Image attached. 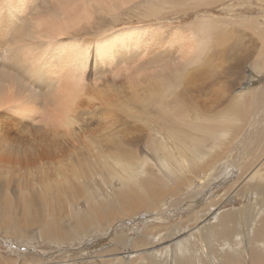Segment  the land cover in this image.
I'll return each mask as SVG.
<instances>
[{
  "label": "rangeland",
  "instance_id": "374dc122",
  "mask_svg": "<svg viewBox=\"0 0 264 264\" xmlns=\"http://www.w3.org/2000/svg\"><path fill=\"white\" fill-rule=\"evenodd\" d=\"M0 1L2 2L3 0ZM57 1L58 0H30L29 10L27 11L26 14H24L20 24L25 23L26 20L31 23H33L34 20L36 21L37 18L35 17L34 19V17H32L33 16L32 13L35 14L36 12L47 10V16L51 15V12L52 13L55 12V10L58 9L60 6L59 2L56 3ZM63 1L64 0H62V2ZM66 1L67 0H65L64 2ZM69 1L74 2L73 0H69ZM76 1L78 3H81V1L83 0H76ZM41 6H45V8L41 9L40 8ZM151 10L155 12V18L148 17L149 12ZM5 11L4 10L1 11L2 17L6 16L7 12ZM99 14L101 15V13L96 14V18L100 16ZM144 14L148 18L144 17ZM31 18L34 20H32ZM105 18L110 22H112L106 24L107 25V27L105 28L106 30L108 29L113 30L117 27L120 28L123 26L136 27V26H151L155 24L156 26L164 27L163 29L167 31L170 28L169 30L170 32L175 28H179V27L182 29L186 28L187 31L192 32L193 34L196 33L197 25L202 21H204L203 19H205V22H202L201 24L202 25L208 24L209 28L206 27V29H210L211 27H213L207 32L208 33L207 35H209V40L211 39V37H213L212 41H208L209 42L208 45H210L209 46L210 48L209 49L208 47L206 48L207 52L206 51L204 52L205 56L203 54L199 55V56H204L200 60H202V62L204 60V62L201 64L205 63V65L198 66L200 64L196 65V63L193 65V62L191 65L190 63H185L179 59L180 55L177 54L175 55V53L173 54V51H168L166 48H164V46H166L165 43L168 36L167 33H169L167 31H164L166 34L163 36L164 40L160 41V47L149 49L148 51L144 52L145 54L143 53L142 56L141 53L133 52L135 54L133 53L129 54L128 59L124 63L118 62L115 63L114 66H112L111 68L108 69L103 68V70L102 69L99 70V73L98 74L96 73V77L100 76L99 78L100 79L102 78L101 79L102 82L109 79V77H112L111 75L113 74L109 73L112 70L117 71L115 73L123 75L122 73H120V71L129 69L130 71L127 73V75L130 80L129 76L131 74L132 77L136 75H138L139 77V74L142 73H143L142 76H144L145 68H148L147 66L149 64L157 62L159 61L157 59H160V69L163 68L162 66H165L164 69L166 70L167 67V71H166L167 73L175 75L174 73L176 72H181V73L185 72L184 74L182 73L183 75H181V73L180 74L176 73L177 76H179V78H182V80H180L177 78V76L168 75L167 73H165V71L160 70V72L162 73L164 72L166 76L168 75V77H166L163 73L162 75L165 78L163 77L162 79L160 78L162 81L166 83L165 84L161 81H160L161 83H159L160 85L163 84L162 86H160V90L162 91V92L160 91V97L154 98L152 100L148 99V97H145L147 96L148 91L150 89L146 90L144 95H141L143 97L134 96L135 98H144L145 101L144 103L147 106V107L145 106L146 108L142 109L147 113L142 112L141 109H138V111L135 110L136 112L135 111L133 112L135 115L139 113V115L142 116L141 117L139 115L138 116L136 115L137 118H141L143 120H149L150 118V120L154 119L156 121L158 118H160V122L158 123L159 126H156V128L158 127L157 129H159L160 132L162 133L160 134L162 137L160 138L159 143H155L156 146L152 143V141H154L153 135L152 133L149 132L150 126L146 122L141 121L139 122L140 124L139 123L134 124L135 126L138 125V131L134 134L135 137L134 143L137 144V146L136 149L133 150V155L135 156L132 157L133 156L132 155L127 158V165L129 166L127 167L128 169L127 170H125L124 168H123L124 170L116 169L115 171L111 167L113 166L112 162L108 160L106 167V159L102 160L101 162L98 161L99 165L97 164L95 167L89 166L86 169H81V171L83 170L84 173L88 171L90 176L81 181V184L83 185L81 192H83L84 195L80 192L77 194V197L76 196L74 197L75 199L73 198V200L68 199L66 196L62 194H58L56 190L58 188L57 183L52 178L51 183L53 182L52 183L53 185L51 187L50 185L48 187L47 186L45 187L44 184H40L42 186H37L36 182L35 184H33L30 181L32 194L34 193L37 194L38 196L43 195L44 197L47 195L46 194V192H48L47 188H49L50 190L52 189L51 193L54 195H50L49 197L46 196L47 198L40 199L41 202L38 200L37 205L36 204L28 205L27 202L23 200V196L21 198L22 200L20 199L21 195L19 193V185L17 183L13 182L9 187H5V180L1 181L0 195L2 193L7 195L8 193L7 196L10 197L9 198L10 201H7L5 199V196H2L3 205L0 208V264H60V263L63 264V260H69V258L71 257V254L69 255L67 253L68 251L71 250H74L73 253H75V250L78 251L77 255L79 257L78 256L76 257L80 258L81 255L82 259L85 260L86 262L90 263L92 260H95L97 264H101L100 262L103 256L106 257L105 258L106 262L113 264L115 260L120 259L122 257L118 253L124 250V252L128 254V257L133 256L135 253L136 255H134L133 262L134 264L135 263L139 264L137 263L136 259L138 253L142 254L141 253L142 250H140V245H138L136 252H134L133 249L131 248H129L130 250H127L126 245H129L130 247L129 241L127 242L126 245L117 246L115 242L117 236L126 234L127 236L125 235V237L129 236V239L134 238L135 241L141 238H146L145 236H148L151 238L148 240L149 243L157 244L159 242L158 239L159 236L149 232V230L155 226H158V228L162 233L170 232L173 230L177 232H186V231L191 232L193 230L200 231L201 227L202 228L206 227L207 222L210 223V220H207L205 222V220H203L202 217L207 213L211 215L212 214V212H210L211 209H214L215 206L221 200H223L225 196H226L225 198L228 199L229 201L228 203H226L227 204L226 206H222L220 208V212L228 211L233 213V211L237 212L241 209H244L242 211L243 215L240 214L236 215L237 218L236 221L234 222V227L236 228L235 229L236 231L238 230L237 228H239L238 226H241L246 221L249 222L253 220L254 215L250 216L251 214H255L258 210H261V208L263 209L264 207L261 206L263 205V203L261 204V200L256 195V193L251 191V189L255 185L257 184L262 185V181L255 182V179L254 180L250 179L258 170L264 168V166L261 167L260 169L258 168L260 164L257 163V157L254 155V153L257 151V146L261 144L259 143L258 139H261V137L264 134V131L263 133H259L260 129L257 128L255 131L257 133L253 134L252 140H246V142L248 141L247 143L249 142L252 143L251 145L253 149L252 154L250 152H247L245 149L242 150L241 148V146L244 147L242 141L247 138L246 136H248L250 132L254 131L253 129L256 122L262 119L261 117L259 118L258 116H260V114L262 113L263 106L261 105V103L263 102L261 101H264V0H137L136 2L132 3V5L126 7L124 11L120 13L118 12V16L115 17L113 21L111 17H109L108 15H106ZM198 18L199 20H197ZM206 19L209 21H207ZM157 21L159 22L157 23ZM5 22L2 25H0V28L8 29L14 27V25L12 26V23L9 22L7 19L5 20ZM118 22L120 25L117 24ZM198 29H201V26H199ZM198 29L197 31L199 32V34L198 33L196 34H198V36H200L201 34L202 35L201 37L206 38L205 34L203 32H200V30ZM211 31L214 33L212 34ZM10 34L11 37H13V34L12 33ZM4 42L5 41H2L0 39V43H2L0 44L1 46L0 57L2 55L7 56L5 53L7 52L8 48L9 49H12L14 47L19 48L23 45L20 42L13 45H11L12 43H8L11 45L10 47H8L7 46L8 44L5 43L6 46L3 44ZM28 43L32 44L33 49H35L38 46V43L33 40L28 41ZM236 43L240 44L242 47L237 52H234L233 46ZM3 47L5 49L8 47L6 49V52L3 51L4 49ZM37 52L38 51H35V53ZM141 59H143V61ZM2 62L3 60L0 58L1 66H2L1 64ZM209 63L211 64V67H207ZM222 63L224 66L222 65ZM178 64H180L181 66ZM188 64L190 66H188ZM191 66L192 69L190 70L189 68ZM202 66H206V67H203L202 68L203 70H201ZM36 68L34 71V67H33L30 75H36L35 74ZM139 69L140 71L141 70L143 71L140 72L138 71ZM170 69H172L173 71L171 70L170 72ZM28 70L30 71V69ZM208 70H210L209 75H207ZM29 71H27V73H29ZM131 71H133L136 75ZM24 73L25 72L22 73V71L21 73H19L20 74V80H18L19 83L22 84L24 79L26 78L25 79L26 82L29 83L30 81L31 84L29 83V85H33L31 88L36 90L35 91L36 93L38 91L40 93L38 92L37 94H33L35 93L33 92L34 90L32 89L33 90L32 91L29 88L30 86L26 84L27 86H29L27 92L30 89L31 91L30 93L33 94L35 98L37 97L36 95L38 94L44 95L41 87L39 88V86L36 85L33 82V80L26 77L27 76L26 74L25 76L22 75ZM87 74L90 75L87 76L88 79H91L95 75V73L93 75L92 71L87 72ZM202 74H204V77ZM121 75L120 77H118L117 75V77H114L113 80L117 81L120 79H124L123 77L124 75L123 76ZM132 77L131 79H134L136 83L146 80V79L141 80L140 78H138L140 80L137 81L136 77L134 78ZM169 77H173V79L170 78L169 80ZM166 78L168 79L165 81L164 79ZM183 79H186L187 82L183 81ZM146 81L148 82L149 80ZM146 81L142 82L144 83V86L147 85ZM172 81H175V85L174 82ZM180 81L186 83H182ZM129 82H132V84H134L133 80L132 81L130 80ZM170 82H172L171 84H173L172 85L173 87L170 85ZM142 83H140L139 85H142ZM151 84L154 85V88L159 86L157 82L154 83V81L151 82ZM155 84H157V86H155ZM177 85L178 86L186 85V86H182L180 88V86L177 87ZM186 87L188 88V92L186 96L188 100L185 102V107L186 109H188L187 116L188 118H191L192 123L193 121L194 123L196 122L195 124L197 125V127L200 128L197 130H201L200 132L194 130L195 132L193 131V134L197 135L199 139H203L205 143L208 141V144H210V146L207 148L206 144L204 143L203 144L204 146L202 148L203 151L200 148V151H202L201 153L206 154L205 159L201 162V164H196L197 166H191V164H188V166L190 165L191 168H189L190 166L189 167L186 166L185 169L183 168L184 170L181 169L182 170L181 174L178 173L177 176L175 177V175H170L164 170V166L162 165V160L160 159L165 158V155L169 156L170 154L168 153L170 151H166L163 147H161L160 142L164 140V142L167 143L168 145L172 143L173 148H177L174 141H170L173 139L172 136L169 134L168 129H170L169 126L172 125L171 123H173L174 121L173 119L177 118V110H179L177 108L179 107L177 102L181 104L179 99L177 98L178 95L177 93H180L181 92L180 89L183 88L182 90H184ZM16 89H17L16 91H18L19 94L20 91L19 88ZM24 89L25 88H23V90ZM163 89H166V92H163L164 91ZM173 89L174 90L176 89L177 91H174ZM198 90L199 92L196 93V91ZM24 91L23 93L20 92V94H23V96H25L26 98L27 94L26 91L25 92ZM173 93L176 94L174 95ZM258 93L260 94V97L257 96ZM39 95L38 98H36V100L39 99L40 97L41 98L43 97V99L40 100V102L34 100L33 97L32 99L29 100V102L28 100L25 101L24 97H23L24 99H22L21 101L27 102L25 104L30 105L31 108L29 109H33L31 111H36L37 110L36 108L40 105L38 109H40V113H41L42 111H44L42 110L44 108L41 107H45L44 103L46 101L45 100L46 97ZM167 95H171L169 97L172 98H169ZM241 95H244L245 99L241 98L242 99L241 100L239 98ZM249 95L251 96L253 95V96L250 97ZM105 96L106 95L103 96V94H101V97L98 99V102H100V99H103V102L106 99L108 100V97L106 96L107 98L105 99ZM175 99H178V101ZM172 100L176 101L175 105H172L173 104ZM30 101L31 102L35 101L37 102V104L33 102L34 103L33 105V103H31ZM96 101L94 102L96 103ZM98 102L96 104H98ZM14 103L15 105H19L18 103L16 104V102ZM41 103H43V105ZM12 104L13 103H11L10 105L13 106ZM31 105L33 106V108ZM114 105L116 106V109L117 107H119V105L117 104ZM176 105L177 107H175ZM158 106L160 108H158ZM173 107H175L176 109ZM153 108L156 111L155 110L151 111ZM168 108L171 109L168 110ZM159 109H160V114L158 113ZM6 110L8 112H6ZM149 110L151 112H148ZM140 111L142 113H140ZM169 111L171 112L169 114L170 116H168ZM200 111L202 113L205 111L203 115L204 116L206 115L207 118H203L202 114L198 113ZM234 111L238 113L235 114ZM117 112H119L117 113L118 115H120L122 118H125L126 115L124 113L120 111ZM153 112L154 113L156 112L157 114L156 113L154 114ZM12 113L15 114L13 111H9L6 108H4V110L3 108L0 110V119H1L0 131L1 132L6 131V129L9 126L8 129L12 130V131L10 130V132L14 133L12 135L13 139L19 141L21 138H24L25 134L23 133V131L19 130L18 127L19 123H17L18 125L10 123L12 119H16L17 122H20L18 121L19 119L18 115L15 114L17 116L14 115L12 116L11 115ZM143 114H145L146 117L149 116V118L144 117ZM146 114L149 115L147 116ZM161 115H163V117ZM198 115H200L201 117H197ZM40 117L41 116L39 115L38 117L35 118H40ZM2 119L4 121L6 119V121L2 122ZM7 121L8 124H6ZM176 126L177 124H174V127ZM1 127H4V130ZM14 128L16 129L18 128L17 131ZM15 131L21 133H15ZM220 131H223L224 134L220 135ZM206 132L210 136L208 134H205ZM146 134H150V135H146ZM201 134L202 136H199ZM28 135L30 136V134ZM145 135L146 137L144 138H146L147 140L143 142L140 140V137L142 138V136ZM211 135L213 139H211ZM214 135L219 136L217 140H215ZM28 137L26 140L28 139L31 140V138H33L31 136H30L31 138ZM211 147L213 148L211 149ZM175 153H178V151L176 150ZM179 154L177 156L178 160L182 162L183 158L181 157V154L180 155ZM236 159L237 160L242 159L243 161L242 160H241L242 162H240L239 160L236 161ZM54 162L55 164H58V162L55 159L49 162L48 165H51ZM242 165L243 167H241ZM30 172L31 169L24 170L21 168H15L8 170L5 174L14 177H21L23 175H28V177L30 178L29 176ZM128 172L130 174H128ZM262 173H264V171ZM48 174L52 176L50 171ZM73 176L77 177L76 174L74 175L71 174L72 177L71 178L69 174L66 177V179L70 178L73 181L69 179V182L76 183L79 185L80 180H76L78 181L76 182ZM64 180L61 181L63 182ZM49 183L50 182H47L45 184H49ZM235 183L239 185V190L241 194L246 195L245 197H241V196L232 197L228 193V191L233 187V185L234 186L236 185ZM168 184L170 186H168ZM189 185L191 188L189 187ZM37 188H39L40 190ZM121 191L123 192L122 193L123 195L120 193ZM57 195L59 196L60 200L62 201L66 200V202H64L65 204H62L59 201L54 203L55 199L57 200L56 198ZM63 197L64 199H62ZM100 198L103 200H101ZM96 199L98 200L96 201ZM25 203L27 204V206H25ZM50 203L52 204L51 205L53 208L52 210ZM58 203H60L61 205ZM202 207H204V209ZM8 208L10 209L7 210ZM252 208L254 211L252 210ZM11 209L14 212L10 211ZM57 209L60 210L58 211ZM50 210L53 213L50 212ZM29 212L30 214H28ZM59 213L62 214L60 215ZM160 216L164 218L162 217L160 218ZM53 219L57 221L58 226L62 230L64 238L67 235L65 239H63L60 242L58 241V243L56 240L47 238L43 234L44 229L47 228V225L49 226L51 224L50 222ZM238 221H240L239 222L240 225L237 226L235 224ZM18 222H20L22 226L20 225L17 226L16 224ZM18 227H20L21 232L19 233L18 237H16L15 235H12V229L16 230V228ZM245 227L246 226H244L243 229ZM240 230L241 227L239 228V232H241ZM172 245L175 244L172 243ZM156 246H160V244ZM175 248L176 247L174 246L173 249ZM111 251H113V253ZM117 251L118 253H116ZM240 251L243 255L242 254L239 255L238 253V255L240 256V257L238 256L239 262L241 264H245V263L253 264V258L250 257L247 253L249 250H247L245 247H241ZM225 252H229V249L225 248ZM106 253L108 254L105 255ZM145 253H146L145 254L146 260L148 258L147 261L150 262L149 264H176L174 260L170 259L171 257L164 256L162 252L160 253L154 252L156 256L152 254L153 253L152 246L146 248ZM150 254L153 256H150ZM203 255H204V261L205 260L207 261L206 264H215L214 262L211 261L212 260L211 256L205 253H203ZM107 256L109 258H107ZM96 258L98 259L96 260ZM149 258L150 259L153 258V259L150 260ZM166 259H168L169 262ZM255 259L258 261V258ZM156 260L158 261V263ZM190 262L191 263L188 264H197L193 260H190ZM258 264H263V263H261L259 260Z\"/></svg>",
  "mask_w": 264,
  "mask_h": 264
},
{
  "label": "bare ground",
  "instance_id": "6f19581e",
  "mask_svg": "<svg viewBox=\"0 0 264 264\" xmlns=\"http://www.w3.org/2000/svg\"><path fill=\"white\" fill-rule=\"evenodd\" d=\"M64 1L62 2V0L60 1L58 0L56 2V3L59 2L60 6L58 9L55 10V12L53 13L51 12V15L47 16V10L39 11V12H36L35 14L32 13L33 15L32 17H34V19L36 17L37 20L35 21L34 19L31 18L32 20H34L33 23L28 22L26 20V22L22 24H20V22L22 21L24 14H26L27 11L29 10L30 0H3L2 2L0 1V16H1L0 25H2L6 19L12 23V26L14 25V27H11L8 29L0 28V39L2 41H5L3 43L4 45L5 43L6 44L12 43L11 45H13L19 42L23 44L19 48L14 47L12 49L8 48L11 46L10 44H8L7 45L8 49L6 48L8 54L6 52V49L3 47L4 48L3 51L6 52L5 54L7 56L2 55L0 57L3 60V62L1 63L2 66L0 65L1 66L0 67L1 68V71H0V104L1 105L0 106L3 108V110L4 108H6L9 111H13L15 114L18 115L19 117L18 121L20 122H17L16 119H12V120L10 119L11 122L9 120L8 121L16 125H18L17 123H19L18 125L19 130L23 131V133L25 134L24 138L20 137L21 139L17 141L13 139L12 135L14 133L10 132L11 129H8L9 128L8 125H6L8 126L6 131L4 132L0 131L1 132L0 133V182L5 180V187H9L13 182L17 183L19 185V193L21 195L20 199L23 196V200L26 201L28 205H32V204L37 205L38 200L40 201V199L47 198L46 196L49 197L50 195H54L51 193L52 189L50 190L49 188H47L48 192H46L47 195L44 197L43 195L38 196L37 194H34V193L32 194L30 181L33 184H35L36 182L37 186H42L40 184H44L45 187L46 186L48 187L49 185L51 187L53 185L52 184L53 182L51 183V179L53 178V180L56 181L57 186H58V188L56 187L58 194H62L66 196L68 199L73 200V198L75 196L77 197V194L82 191L83 185L81 184V181L90 176L88 171L84 173L83 170L81 171V169H86L89 166L95 167L98 164V161L101 162L102 160L106 159V167H107V160H108L112 162L113 166L111 167L113 168V170L116 171V169H123V168L127 170L128 169L127 167H129L127 165V158L133 155V150H135L137 146V144L134 143V140H135L134 134L138 131V125L135 126L134 124L144 121L150 126L149 132L152 133L153 135L154 141H152V143L155 146H156L155 143H159L160 138L162 137L160 135L162 133L160 132L159 129H157L158 127L156 128V126H159L158 123L160 122V118H158L157 121L154 119H151L152 120L151 121L148 116L149 114L148 115L146 114L148 117H146L145 114H143L144 117L149 118V120H143L141 118L136 117V115L138 116L139 113H137L136 115L133 113L135 110L138 111V109H141L142 112H146L142 110L147 107L146 104L144 103L145 102L144 98H135L139 96L143 97L141 95H144L146 90L150 89L148 91L147 96H145V97H148V99L152 100L154 98L160 97V91H161L160 86H162L163 84L160 85L159 83L161 82L165 83L164 81L161 80L163 77L162 74L164 72L162 73L160 72V70L161 71L163 70L165 71V73H167L166 72L167 67L165 70L164 69L165 66H162V64L161 66L163 68L161 67L162 69H160V59H157L159 60L157 62L149 64L147 66L148 68H145L144 76H142L143 75L142 73V74H139V77H138V75H136L133 71H131L136 75L134 77L137 78L136 79L137 81H139L140 79L141 80L146 79L151 82L154 81V83L157 82V84L159 85L157 86V84H155V86H157L158 88L157 87L154 88V85L151 84V82L149 81L147 82L146 80H144L147 82L146 86H144V83H142L144 81L136 83L134 79H131L132 77V74H131L129 77L131 81L132 80L134 81V84H132V82H129L130 80L127 75V73L130 71L129 69L120 71V73H122L124 76L121 74L115 73L117 72L115 70L110 71L109 73L113 74L111 75L112 77H109V79H107L104 82H102L101 80L102 78L101 79L99 78L100 76L96 77V73L98 74L99 70L101 69L103 70V68L105 69L111 68L112 66H114L115 63H118V62L124 63L128 59L129 54L133 52L141 53V56H142V54L148 51L149 49L160 47V41L164 40L163 36L166 34L164 31H167V30H164L163 29L164 27L156 26L155 24L151 26H136V27L123 26L120 28L117 27L113 30L105 29L107 27L106 24L112 23L105 18L106 15L111 17L113 21V19L118 16V12L120 13L124 11L126 7H128L129 5H132V3L136 2L137 0H83L81 1V3H78L76 0H73L74 2H70L69 0H67L66 2ZM40 8L43 9L45 8V6H41ZM3 10L4 11L6 10L5 12H7L6 16L4 17H2V14H1V11ZM97 13H101V15L99 14L100 16L96 18ZM144 17L155 18V12L151 10L149 12L148 17L145 14H144ZM197 20H199V18ZM203 20L204 21L202 22H205V19ZM158 22L159 21H157V23ZM201 23L198 24L199 26H201V29H198L199 26L197 25L196 33L199 34V32L197 31L198 29L200 30V32H203L205 34L206 38L201 37L202 36L201 34L200 36H198V34L196 33L193 34L192 32L187 31L186 28L185 29H182L180 27L175 28L171 32L169 31L170 30L169 28L167 31L169 33H167L168 36H167L166 43H165L166 46H164V48H166L168 51H173V54L175 53V55L176 54L180 55L179 59L185 63H190L191 65L193 62V65L195 63L196 65L200 64L198 66L205 65V63L201 64L204 62V60L202 62V60L200 59L205 56L204 52L207 50L206 48L207 47L208 49L210 48L209 47L210 45H208L209 43L208 41H212L213 37H211L210 35L211 39L209 40V35H207L208 34L207 32L213 27H211L210 29H206V27L209 28L208 24L202 25ZM117 24H119V22ZM10 33L13 34V37H11ZM213 33L214 32H212V34ZM30 40H33L38 43V46L35 49L32 48V44L28 43V41ZM233 47H234L233 51L237 52L242 46L236 43L234 44ZM35 51H38V52L35 53ZM202 54L204 56H199ZM129 59H132V58H129ZM141 60L143 61V59ZM209 61H206V62H209ZM190 65L188 64V66ZM209 65L207 67H211L210 63ZM33 67H34V71L36 68V73H35L36 75H30ZM203 67H206V66H202L201 70H203L202 69ZM13 69L16 71H14ZM28 69H30V71ZM189 69L191 70L192 66ZM171 70L172 69H170V72ZM21 71L22 73L25 72L22 75L25 76L26 74L27 75L26 77L33 80V82L36 85H38L39 88L41 87L44 95L42 94L40 95L38 94V95L46 97L45 98L46 101L44 103L45 107H41V108H44L42 109L44 111H42L41 113H40V109H38L40 105L36 108L37 109L36 111H31L33 109H29L31 108L30 105L25 104L27 103L25 101L28 100L29 102V100L32 99V97L34 100H36V98H38V95H36L37 97L35 98L33 94H37L39 91L37 90L38 92L36 93L35 92L36 90L31 88L33 85H29L30 81L28 80L29 83H27L25 80L26 79L25 77H24L25 79L23 83L22 84L19 83L18 81L20 80L19 73H21ZM27 71H29V73H27ZM91 71L93 72V75L94 73L95 75L94 77L91 76L92 77V78L90 77L91 79H88L87 76H90V75H88L87 72H91ZM138 71H140V69ZM142 71L143 70H141L140 72ZM209 71L210 70H208V74L206 73L207 75H209ZM165 73L164 75L166 76ZM176 73L180 74L181 72H176ZM176 73H174L175 75L170 74V73H167V74L177 76ZM182 73L181 75H183L185 72L183 74ZM117 75L118 77H120V75L123 76L124 79H120L117 81L113 80V78L117 77ZM168 75L166 77H168ZM202 75L204 77V74ZM15 76L17 77V79ZM170 78L173 79V77H169V80ZM177 78L182 80V78H179V76H177ZM167 79L168 78L164 80L166 81ZM183 81L187 82L186 79H183ZM183 81H180V82L186 83ZM172 82H174V85H175V81H172ZM172 82H170L171 86L173 85L171 84ZM140 83H142V85H139ZM26 84H28L30 87L27 86ZM25 85L27 86V88ZM179 86L177 85V87ZM182 86H186V85H181L180 88ZM28 87L31 90L33 89L34 91L33 90L32 91L35 93L31 94L30 89L28 90L29 92L28 93L27 92ZM16 88H19L20 90L19 94L23 90V88H25L24 90L26 91L27 97L25 98L23 94L19 95L18 91H16L17 90ZM166 89H163L164 90L163 92H166ZM176 89L175 90L173 89V90L177 91ZM182 89H180L181 92L179 90L180 93H177L178 94L177 98L179 99L181 103L179 104V102H177L179 107H177V105L175 106L179 109L177 110V118H174L173 119L174 121L172 120L174 124H177V126L174 127V124L171 123L172 125L169 126L170 129H168V132L172 136V139H173L170 141H174L177 148H173L172 143H170L171 144V147H170V144L168 145L167 143L164 142V140L160 142L161 147H163L166 151H170L168 153L170 154L169 156L165 155V158L160 159L162 160V165L164 166V170L170 175H175V177L177 176L178 173L181 174L182 170H184L185 167L188 166V164H191V166H197L196 164H201V162L205 159V156H206L205 153H201L203 151L202 149L204 146L203 144L205 143L204 140L199 139L197 135L193 134L194 130H197L200 128L197 127V125L195 124L196 122L194 123L193 121L194 123L193 124L191 121V118H188L187 116L188 109H186L185 107V102L188 100V98L186 97L188 88L186 87L184 90ZM23 91L21 93H23ZM197 92H199V90L196 91V93ZM101 94H103V96L106 95L108 97V100L106 99L107 97L105 96L106 100L104 102H103V99H100V102H98V99L101 97ZM173 94L175 95L176 93H173ZM171 95H167V96L169 97ZM249 96L252 97L253 95L252 96L249 95ZM257 96L260 97V94L258 93ZM169 98H172V97H169ZM239 98L245 99V96L241 95ZM22 99H24L25 101L22 102L21 101ZM42 99L43 97L42 98L40 97L36 101L40 102V100ZM178 99H175V100L178 101ZM94 101H96V103L98 102V104H96ZM14 102H16V104L18 103L19 105H15ZM33 102L37 104V102L35 101ZM172 102L173 104L171 102L170 103L172 105H175L176 101L172 100ZM261 102H263L261 103L263 108H262V113L258 117L259 118L261 117L262 119L256 122L254 129H253L254 131L250 132L249 135L246 136L247 138L242 141L243 142L242 144L244 145V147L241 146L242 150L245 149L247 152H250L251 154L253 152V149L251 147L252 143L251 142L247 143L248 141L246 142V140H252L253 134L257 133L255 132L257 128L260 129L259 130L260 132L258 131L259 133H263L264 131V101H261ZM9 103L10 104L13 103L12 104L13 106H11ZM20 104L22 105V107ZM41 104L43 105V103ZM114 104L119 105V107H117L116 109V106ZM1 107H0V110L2 109ZM158 108L160 107L158 106ZM169 109L171 108H168V110ZM153 110L155 109L153 108L151 111ZM117 111L124 113L126 115L125 118H122L120 115H118L117 113L119 112ZM141 111L140 113H142ZM151 111L149 110L148 112H151ZM6 112L8 111L6 110ZM153 113H150V114H153ZM158 113L160 114V109ZM170 113L171 112L169 111L168 116H170L169 115ZM198 113L202 114L203 118H207L206 115L204 116L201 111ZM236 113L238 112H235V114ZM15 114L12 113L11 115L17 116ZM39 115L41 116L40 118H35V117H38ZM161 116L163 117V115ZM197 117H201V116L198 115ZM3 121L4 120L2 119V122ZM8 121L6 124H8ZM1 128L4 130V127H1ZM185 128L188 130H186ZM16 131L15 133H21V132H16ZM197 131L200 132L201 130H197ZM28 134H30V136L33 138H31ZM205 134H208V133L206 132ZM221 134L223 135L224 132L220 131V135ZM146 135H150V134H146ZM146 135L142 136V138L140 137V140L143 142L146 141L147 139L144 138L146 137ZM199 136H202V134ZM214 136H215L214 137L215 140H217V138L219 137L218 135L217 136L214 135ZM27 137L31 138V140L29 139L26 140ZM211 139H213L212 135H211ZM258 140H259V143L261 144L257 146V151L254 153V155L257 157V163L260 164L258 168L260 169L261 167L264 166L263 164L264 162V134L261 137V139H258ZM205 144L207 148L210 146V144H208V141ZM200 148L202 149V151H200ZM212 148L213 147H211V149ZM176 150L178 151V153H175ZM179 153L181 154V157L183 158L182 162L178 160L177 156ZM134 156L135 155H133L132 157ZM55 159L58 162V164H55L54 162L53 164L48 165L49 162ZM238 160L236 159V161ZM241 160L239 161L242 162L243 160L242 161ZM191 166L189 168H191ZM241 167H243V165ZM15 168H21L24 170L31 169V172L29 174L30 178L28 177V175H23L21 177H14V176L5 174L8 170L15 169ZM49 171L51 172L52 176L48 174ZM263 171H264V168L261 170H258L250 178L251 180L255 179V182L262 181V185L257 184L251 189V191L255 192L256 195L260 198L261 204L263 203V205L261 206H264V173H262ZM129 172L128 174H130ZM69 174H70V177H71V174L77 175V177L73 176V178H75L74 179L75 181L80 180L79 185L76 183L69 182L70 178L66 179V177ZM61 180H64V181L62 182ZM47 182H50V183L45 184ZM236 185L235 186L233 185V187L228 191V193L232 197L233 196L245 197L246 195L241 194L239 190V185L238 186ZM168 186L170 185L168 184ZM81 193L83 194V192ZM120 193L122 194L123 192L121 191ZM7 195L3 193L0 195V199H1L0 208L3 205L2 196H5V199L7 201H10L9 200L10 197H8ZM225 197L215 206L214 209H211L210 211L212 212L211 215L207 213L202 217V219L205 220V222L207 220H210V223L207 222L206 227L204 228L201 227L200 231L193 230L194 232L193 231L177 232L173 230L170 232L162 233L160 229L158 228V226H155V227H152L149 230V232L154 233L155 235L159 236L158 237L159 242L157 244L149 243L148 240L151 238L148 236H145L147 239L141 238L135 241L134 238L129 239V236L125 237L126 234L117 236L115 242L117 246L119 245L121 246V245H126L127 242L129 241L130 247L129 245H126V249L130 250L129 248H131L133 249L134 252L137 251V247L138 245H140V250H142L141 251L142 254L138 253V256L136 259L137 263L139 264H149L150 263L147 261L148 258L146 260V257H145V254H146L145 250L146 248L150 246H152L153 248L152 254H154V252H158V253L162 252L164 256L171 257L170 259L174 260L176 264H188V263H191L190 260L195 261V263L197 264H206L207 261L206 260L204 261L203 253L211 256L212 257L211 261L214 262L215 264L216 263L217 264H241L239 262V257H240L239 255L242 254L240 249L241 247H245L247 250H249L247 252L248 255L253 258V264H258L259 260L261 263L264 264V207L263 209L261 208V210H258L255 214L250 213L251 214L250 216L254 215V218L252 221L248 222L244 219L246 222L243 223L241 226H238L240 225L239 223L240 221H238L235 225H237L239 228L241 227V230H240L241 232H239V228H237L238 229L237 231L235 230L236 228L234 227V222L236 221L237 214L243 215L242 211L244 209H241L237 212L233 211V213L228 212V211L220 212V208L222 206H226L227 205L226 203H228L229 201ZM56 198L57 200L55 199L54 203L59 201L62 204H65L64 202H66V200H63V201L60 200L58 195L56 196ZM62 199H64V197ZM97 200L98 199H96V201ZM27 204L25 203V206H27ZM51 205L52 204L50 203V206ZM19 207H20V204H19ZM202 208L204 209V207ZM9 209L10 208H8L7 210ZM52 209L53 208L51 206V210ZM51 210L50 212H52ZM57 210L59 211L60 209H57ZM10 211L14 212L12 209ZM28 214H30V212ZM59 214L61 215L62 213H59ZM161 217L162 216H160V218ZM50 223H49L50 224L49 226L46 224L47 228L44 229L43 234L45 235V237L56 240L57 243L58 241L60 242L63 239H65L67 235L64 238L62 230L58 226L57 221L53 219ZM16 225L22 226L20 222H18ZM244 226L246 227L243 229ZM20 232H21L20 227L16 228V230L12 229V235H15L16 237H18ZM21 238H22V235H21ZM172 243H174L175 245H172ZM158 244H160V246H156ZM174 246L176 247L175 249H173ZM225 248H228L229 252H225ZM73 251L74 250L67 252L69 255L71 254V257L69 256L70 257L69 260H63V264H97L95 260H92L90 263L86 262L85 260L82 259L81 255H80V258H78L79 257L77 255L78 251L75 250V253H73ZM111 252L113 253V251ZM116 253H118V251ZM107 254L108 253H106L105 255ZM118 254H120L122 257L120 259L115 260L113 264H126V263L134 264L133 259H134V255H136L135 253L133 256H130V257H128V254H126L124 250L119 252ZM150 256H153V255L150 254ZM105 258H106L105 256L102 257L101 262H100L101 264H112V263L106 262ZM107 258L109 257L107 256ZM255 258H258V261ZM97 259L98 258H96V260ZM166 260L168 261V259Z\"/></svg>",
  "mask_w": 264,
  "mask_h": 264
}]
</instances>
